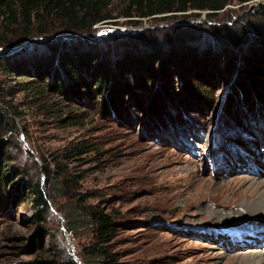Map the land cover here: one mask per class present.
<instances>
[{
	"label": "rangeland",
	"instance_id": "rangeland-1",
	"mask_svg": "<svg viewBox=\"0 0 264 264\" xmlns=\"http://www.w3.org/2000/svg\"><path fill=\"white\" fill-rule=\"evenodd\" d=\"M262 1L229 0L213 19L207 18V10L199 15L187 10L166 18L144 17L137 23L124 22L119 16L120 23L93 26L95 37L102 38L190 23L232 24L252 14ZM124 4V0H112L110 10L117 14ZM252 21L264 32V21L257 17ZM244 25L251 28L247 22ZM16 46L0 45V50ZM20 87L16 77L8 78L0 71V106L13 123L4 125L7 130L13 127L11 133L5 134L2 128L0 137L12 143L10 162L15 168L14 195L0 199V264H25L32 257L16 248L18 237L29 239L36 229L30 218L32 205L23 201L19 184L29 177H44L46 168L60 173L56 189L53 181L47 183L49 212L43 225L50 236L44 241L74 255L87 236L82 229L70 231L65 216L84 202L118 211L114 248L125 264H250L242 258L260 253L264 258L263 233L255 235L249 228L243 236L237 233L250 225L251 232L258 229L254 214L252 220L241 200L247 181L264 179V125L251 123L250 130L238 128L229 139H216L221 116H226L221 109L227 83L209 85L206 94L213 98L211 107L195 103L182 110L169 107L166 100L160 103L170 116L178 113L184 122L192 116L205 129V136H195L197 126L193 129L191 122L186 123L194 135V148L184 147L179 138L184 134L174 133L175 127L169 128L168 122L164 121L166 131L150 123L146 105L154 90L139 89L144 107L124 98L120 111L113 113L94 97L68 101ZM75 144H84V151L71 157L62 154ZM68 177L72 180L65 189Z\"/></svg>",
	"mask_w": 264,
	"mask_h": 264
},
{
	"label": "trees",
	"instance_id": "trees-1",
	"mask_svg": "<svg viewBox=\"0 0 264 264\" xmlns=\"http://www.w3.org/2000/svg\"><path fill=\"white\" fill-rule=\"evenodd\" d=\"M111 2L0 0V45H17L0 50V71L8 78L16 77L20 88L37 89L68 101L94 97L113 113L120 111L124 98L144 107L139 89L154 90L146 105L150 123L163 131L164 121L168 122L169 128L175 127L174 133L184 134L179 138L186 148L195 147L186 123L191 122L193 129L197 126L195 136H205V129L201 130L192 116L187 122L176 111V117L170 116L160 103L166 100L169 107L182 110L195 103L211 107L213 98L206 93L212 83L229 85L221 109L226 116L220 114L216 139H229L238 128L250 130L251 123L264 125V32L252 21L254 17L264 21L263 1L254 6L252 14L232 24L190 23L97 38L93 25L120 23L119 16L124 22L137 23L144 17L166 18L177 14L172 12L187 14V10L199 15L207 10V18L213 19L229 0H124L117 14L110 10ZM6 123L13 124L0 106V131L3 128L5 134L11 133L13 127L5 129ZM241 133L246 135L243 130ZM11 145L9 139L0 137V199L14 195ZM83 151L84 144H75L62 154L71 157ZM43 172L44 177H29L19 184L23 201L32 205L30 218L36 222L31 237L20 236L16 244L20 254L32 255L25 264H78V259L82 264H125L114 248L118 211L103 205L83 202L66 212L67 228L82 229L87 236L76 255L45 243V236H50L43 225L49 212L47 183L53 181L56 189L60 172L52 174L47 168ZM71 180H64L65 189Z\"/></svg>",
	"mask_w": 264,
	"mask_h": 264
},
{
	"label": "bare ground",
	"instance_id": "bare-ground-1",
	"mask_svg": "<svg viewBox=\"0 0 264 264\" xmlns=\"http://www.w3.org/2000/svg\"><path fill=\"white\" fill-rule=\"evenodd\" d=\"M248 186L245 190V197L241 200V204L246 206H243L247 208L249 216H251V212L254 214V220H257L256 222H253L254 224L256 223L255 226L258 227L255 231L257 233H262L264 231V179L257 181L255 179H250V181H247ZM256 192V196L252 198V194ZM250 203L248 206L247 204ZM242 207V208H243ZM262 217V219L260 218ZM252 219V216H251ZM248 220V219H247ZM253 220V219H252ZM249 228L251 232V225L246 227V229ZM254 232V231H252ZM257 235V234H256ZM262 255V253H260ZM261 255L256 256L254 254L252 255H246L245 257L242 258V260H245V262H249L250 264H264V258L261 257ZM241 260V261H242Z\"/></svg>",
	"mask_w": 264,
	"mask_h": 264
},
{
	"label": "water",
	"instance_id": "water-1",
	"mask_svg": "<svg viewBox=\"0 0 264 264\" xmlns=\"http://www.w3.org/2000/svg\"><path fill=\"white\" fill-rule=\"evenodd\" d=\"M78 264H82V262L80 261V259H78Z\"/></svg>",
	"mask_w": 264,
	"mask_h": 264
}]
</instances>
